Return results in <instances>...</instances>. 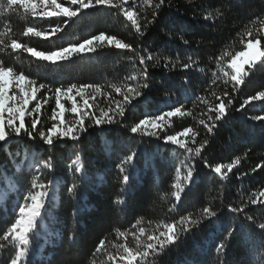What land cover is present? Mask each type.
<instances>
[{
  "label": "trees",
  "instance_id": "obj_1",
  "mask_svg": "<svg viewBox=\"0 0 264 264\" xmlns=\"http://www.w3.org/2000/svg\"><path fill=\"white\" fill-rule=\"evenodd\" d=\"M58 2L68 6L66 0ZM0 3L6 4V0H0ZM37 4L43 10L39 0ZM136 4L143 25L151 19L152 9L141 7V0H136ZM126 7H131V4ZM208 14H211L210 18L205 19ZM258 17L264 19V0H166L158 21L140 37L131 22L117 9L107 7L86 10L67 25L63 23L67 19L65 17H33L30 13L26 15L23 8L12 13L0 11V41H4L0 43V62L13 67L17 73L23 71L51 89L46 93L50 99L42 108L38 124V128L44 131L51 127L49 118L55 107L56 87H67L73 83L99 85L101 92L87 90L88 95H95V101L90 102L96 105L95 110L99 114L100 109L109 107V99L101 93L111 92L113 100L122 99L111 86H121L125 78L139 68V62L129 59L131 53L105 44L93 53L74 56L69 61L53 65L22 50L13 51L5 47V44L10 45L11 39L37 50L49 51L105 32L134 47L139 44L142 49L153 53L156 59L171 57L176 64L175 68L169 65V69H165L162 65L155 66V59L149 63L148 82L151 87L126 109L121 118L123 126L111 125L105 131L90 128L79 142L58 143L51 148L38 137L33 141L21 136L6 144L0 143V209L7 206V214L0 212V234L14 222L13 208L17 202H24L30 181L37 174L28 168L27 163L20 164L25 156L37 162L51 156L54 171L40 169L41 182L46 183L54 175L59 182L56 199L44 214V219L39 221L25 264H93V261L95 264H113L108 261L107 253H116V246L125 243V238L118 237L115 229L138 231L133 225L139 224L151 232L161 221H171L182 215L199 218L205 206L219 210L218 218L211 223L205 222L168 248L157 258V264H220L215 246L231 227L236 231L226 253L228 264H260L249 250V243H260L257 226L264 223V205L249 204L239 215L229 212L227 205L239 207L250 195L264 188V167L252 171L257 164L264 165V121L252 119L264 116V101H252L244 109L236 110L249 96L264 91V66L258 64L237 92H232V82L223 73H219V78L212 83L213 73L218 71L216 57L226 55L230 58L243 51L241 41L247 39L245 32L250 29L255 34L261 28ZM57 25L63 31L51 39L23 35L27 27L50 32ZM260 34L264 36V32ZM183 40L189 43L185 44ZM261 43L264 45V39ZM189 58L197 62L196 67L184 71L181 64L188 62ZM225 79L229 80L227 84ZM225 90L229 92L233 105L227 109L225 118L218 122L213 134H209L199 121L204 119L207 122L209 107L219 103L216 97L222 96ZM45 91L42 89L38 93L41 102ZM197 97L207 98L209 104L201 103ZM62 102L66 109L71 108L70 101ZM181 105L191 115L167 118L160 139L129 131L140 119L159 116L170 107ZM34 107L35 102L30 104V108ZM212 115L214 117L215 114ZM65 119L71 122L74 115L66 111ZM30 122L31 118L27 117L26 126L30 127ZM185 127L192 128L197 134L196 144L204 140L209 143L202 157L192 161L196 168L195 182L186 187L176 210L170 212L175 204L171 195L174 191L172 185L180 183L186 175V169L177 172L185 154L170 143L165 144L163 135H175ZM188 143L194 146L190 137ZM134 150L138 151V156L125 194L126 204H114L121 195L122 181L116 165ZM17 153L19 156L14 163L12 156ZM78 156V163L85 169L83 181L78 179L79 174L72 175L73 161ZM237 157L239 163L226 181H221L204 167L205 160L213 165H227ZM73 183H77L79 188L75 198L67 192V186ZM15 210L18 211V207ZM245 215L253 216L256 223L246 221ZM73 235L75 242L70 239ZM101 239L106 240L107 250L93 256ZM127 242L129 247L136 246L131 236ZM6 257V252L0 253V258ZM115 264H120L118 256Z\"/></svg>",
  "mask_w": 264,
  "mask_h": 264
},
{
  "label": "snow or ice",
  "instance_id": "obj_2",
  "mask_svg": "<svg viewBox=\"0 0 264 264\" xmlns=\"http://www.w3.org/2000/svg\"><path fill=\"white\" fill-rule=\"evenodd\" d=\"M68 6L64 2L58 0H39V4L43 6V10L38 7L37 0H6L5 3H0V11L12 13L19 8H23L25 14L30 13L33 17H65L63 23L65 25L74 18L82 15L86 10L107 7L110 9H117L127 21L135 28L136 33L142 37L145 31L152 24L158 21V18L165 6L166 0H141V7L150 8L151 19H147L146 23L141 25L139 13L136 11V0H66ZM131 4V7L126 5ZM211 14L204 18L209 19ZM257 22L261 28L254 34L250 29L245 32L246 40H242L243 51L236 52L230 58L226 55L216 57L217 72L213 73L212 83L219 78V73H223L224 77L230 78L232 82V92H237L241 85L246 81V78L254 71L257 65L264 66V45L261 41L264 39L260 33L264 32V19L258 17ZM143 28V30H142ZM11 29L9 28V32ZM63 31L60 25H57L50 32L38 31L35 27H27L23 31L24 36L41 37L44 39H51L56 34ZM4 43V41H0ZM187 44L189 41L183 40ZM115 46L116 49L125 50L132 55L130 60L139 62V68L134 70L131 75L125 78V82L121 86L112 85L113 91L122 96V99L113 100L112 93H101L109 99V107L107 109H100L99 114L96 112V105L90 101H95V95H88L87 90L91 89L92 93L101 92L99 85L94 84H70L67 87H56L55 107L52 108V115L49 118L52 123L46 131L38 128L41 120L42 108L48 104L50 99L47 96V91H51L48 85L38 83L37 80L31 79L29 75L23 71L17 73L13 67L5 66L0 62V143H7L10 140L26 136L28 139L35 141L37 137L44 145L54 147L58 143H66L71 141L73 143L79 142L83 135L89 133V129H96L105 131L108 126L121 124V118L124 117L126 109L133 105V101L145 95V90L150 89L149 63L156 60L157 67L163 66L169 69L176 67L172 62L171 57H164L162 60L156 59L153 53L147 49H142L139 44L133 46L126 43L113 35H108L105 32H100L97 35H91L81 42H72L67 46L59 47L54 50L43 51L28 47L22 44L17 39H11L10 45L5 44V47H10L13 51L22 50L29 53L32 57L42 62H48L53 65L69 61L74 56L81 54L93 53L98 47L102 45ZM211 59V58H210ZM177 63L179 58L177 57ZM196 61L189 58V61L181 64L184 71L195 69ZM199 71H203L200 69ZM143 80V83L140 81ZM185 77V83H187ZM229 82L225 79V84ZM44 89L45 98L41 102L38 93ZM213 95H215L213 93ZM79 97V100L77 99ZM227 98V102H225ZM197 99L208 105L209 101L205 97H197ZM219 100L208 109V120L201 119L199 123L205 127L209 134H213L214 129L218 127V122L222 121L227 115V109L233 105V100L229 92L225 90L222 96L216 97ZM63 100L71 102V108L66 109ZM264 101V91H259L254 96H249L239 108L240 111L244 109L245 105L252 101ZM83 102L81 107L80 102ZM35 102V107L30 108V104ZM114 104V107L112 106ZM70 111L74 115V120L68 122L65 119V112ZM215 114L214 117L212 114ZM191 115L190 112H185L183 105L170 107L168 111L161 113L155 117H145L140 119L138 123L133 124L129 131L132 134L142 133L156 139L161 138V133L166 127V119L171 117H183ZM27 117L31 118L30 127L26 126L25 120ZM255 121H264V116L252 117ZM90 121L91 123H88ZM196 133L190 127H185L181 132L175 135H163V142L171 144L176 148L183 150L185 158L181 161L177 172L186 169V175L182 178L180 183L172 185L174 191L171 195L175 198V204L169 209L174 212L176 207L182 200V195L186 187L195 182L196 168L192 163L195 159L201 158L202 153L207 147L209 141L204 140L202 143L196 144ZM191 138L192 145L189 146L188 138ZM11 155V154H10ZM19 153L12 156L15 163ZM138 156V151H133L124 156L120 163L116 165L122 176L121 181V195L114 201V204L125 205L126 193L128 185L132 180V170L135 167V161ZM80 157L73 161L74 172L72 175L79 174L78 179L83 181L84 166L78 163ZM27 163L28 168L34 169L37 173L30 181L28 194L23 197V203L17 202L13 208L15 216L14 222H11L5 230L0 234V253H7L6 258H0V264H25V258L30 255V243L39 229V221L44 219V214L49 210V206L56 199L59 182L55 175L46 183L41 182L42 177L39 175L40 169L53 170V159L49 156L47 159L37 162L34 158L29 160L27 156L20 161V164ZM239 163V157L233 159L231 163L223 165L220 163L210 164L207 160L204 161V167L209 169L211 173L215 174L221 181H226L229 174L232 172L234 166ZM17 167H19L17 165ZM264 167L262 164H257L253 172ZM78 184L73 183L67 186V192L75 198L78 194ZM255 196L256 198H253ZM264 205V188H260L258 192L250 195L246 202L239 207H233L231 204L227 205L228 211L237 215L245 212L248 205ZM18 207V211L15 208ZM0 212L7 214V206L0 209ZM219 210H213L211 206H205L201 210L199 218H193L191 215H182L178 219L171 221H161L157 224L155 229L149 232L148 229L140 227L139 224L133 225V228L138 231H120L115 229L118 237H124L125 243L117 245L116 253L108 252V261L113 262L119 257L120 264H157V258L165 253V251L178 244L181 239L190 234L195 228H199L205 222L211 223L218 218ZM244 219L255 224V219L251 215H245ZM151 223V222H150ZM260 243L257 245L255 241L249 243V250L256 255L260 264H264V223L258 224ZM236 228L228 229L225 237L215 246V254L219 259L220 264H228L226 253L229 248V243L235 233ZM131 238L136 242V246L129 247L127 238ZM70 239L75 242V235ZM11 246V247H9ZM107 250V242L101 239L95 247L93 256L96 254H104ZM95 264V261H93Z\"/></svg>",
  "mask_w": 264,
  "mask_h": 264
},
{
  "label": "rangeland",
  "instance_id": "obj_3",
  "mask_svg": "<svg viewBox=\"0 0 264 264\" xmlns=\"http://www.w3.org/2000/svg\"><path fill=\"white\" fill-rule=\"evenodd\" d=\"M80 104H81V107H83V102L82 101L80 102Z\"/></svg>",
  "mask_w": 264,
  "mask_h": 264
}]
</instances>
